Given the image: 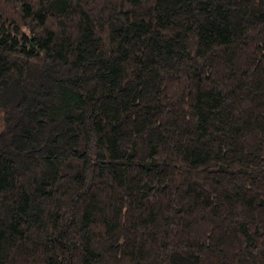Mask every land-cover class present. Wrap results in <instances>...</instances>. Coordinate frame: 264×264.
Returning a JSON list of instances; mask_svg holds the SVG:
<instances>
[{"label": "trees", "instance_id": "trees-1", "mask_svg": "<svg viewBox=\"0 0 264 264\" xmlns=\"http://www.w3.org/2000/svg\"><path fill=\"white\" fill-rule=\"evenodd\" d=\"M0 264H264V0H0Z\"/></svg>", "mask_w": 264, "mask_h": 264}, {"label": "rangeland", "instance_id": "rangeland-1", "mask_svg": "<svg viewBox=\"0 0 264 264\" xmlns=\"http://www.w3.org/2000/svg\"><path fill=\"white\" fill-rule=\"evenodd\" d=\"M4 128V114L3 111L0 109V133Z\"/></svg>", "mask_w": 264, "mask_h": 264}]
</instances>
